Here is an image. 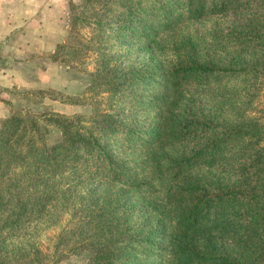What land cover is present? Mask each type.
<instances>
[{"label": "trees", "instance_id": "trees-1", "mask_svg": "<svg viewBox=\"0 0 264 264\" xmlns=\"http://www.w3.org/2000/svg\"><path fill=\"white\" fill-rule=\"evenodd\" d=\"M69 12L50 55L88 74L62 101L93 111L33 109L45 86L0 97V264H264V0Z\"/></svg>", "mask_w": 264, "mask_h": 264}, {"label": "rangeland", "instance_id": "rangeland-1", "mask_svg": "<svg viewBox=\"0 0 264 264\" xmlns=\"http://www.w3.org/2000/svg\"><path fill=\"white\" fill-rule=\"evenodd\" d=\"M36 3L38 9L34 13L35 15L32 14L31 16L38 15V18L40 17L38 24L37 20H32L29 17L30 15L25 10L24 12L22 11L18 18H15L14 14L11 15V12L9 11L10 26L15 25L17 22L18 24L23 25V27H26V25L31 23L32 27H36L41 31L35 36L38 37L39 42H42V44L41 48L38 50L24 51L25 63L21 67L22 72L19 71L17 76L12 74V76L8 77V80L9 82L14 80L16 87L20 89L22 87L45 86L53 88L59 94L57 99H50L46 97L40 103L32 105L31 107L33 109H42L44 105H49L52 109L64 114L80 112L88 115L93 111V107L90 104L78 105L62 101L64 96H78L82 93L84 87L89 82L88 74L75 70L58 59L54 61L50 55L54 50H56V44L65 40L68 36L69 32L67 22L70 15L69 0H37ZM18 5L21 8L22 5L20 2H18ZM10 7L12 6L10 5ZM81 30L85 35H89L91 33V29L88 27L82 28ZM31 38L34 39L33 36H31ZM71 43L72 39L70 38L67 44ZM71 54L72 49L70 46L62 47L57 53L58 57L60 55ZM85 61L83 69L91 70L94 65V58L88 57ZM15 91L16 90L12 88L4 91L3 98L13 99ZM85 94H87L91 99H100L101 97L89 92ZM100 100L101 101L99 102H101V107H105V104H107L108 101H102L103 99ZM5 105L7 106L6 103ZM261 106H264V86L257 97L256 103V107ZM2 118L3 117L0 116V120ZM57 137L58 131L52 127L47 138L48 142H53ZM51 232H53V230L50 231V233ZM41 244L42 246H46L47 241L44 239ZM85 258V255L71 254L65 260H62L60 264H82L85 261Z\"/></svg>", "mask_w": 264, "mask_h": 264}, {"label": "crops", "instance_id": "crops-1", "mask_svg": "<svg viewBox=\"0 0 264 264\" xmlns=\"http://www.w3.org/2000/svg\"><path fill=\"white\" fill-rule=\"evenodd\" d=\"M18 2L21 3V8ZM36 2L37 0H0V97L2 98L4 91L10 88L16 91L20 90V88L16 87L14 80L9 82L8 77L12 76V74L17 76L19 71L22 72L21 67L25 63L24 51L38 50L42 44V42H39L38 37L35 36L41 31L36 27H32L31 23L26 25V27L17 22L15 25L10 26L9 11L11 15L14 14L15 18H18L22 11L24 12L25 10L32 20H37L38 24L40 17L38 18V15L31 16L38 9ZM1 100L0 116L4 117L9 110L5 103L2 102L3 100Z\"/></svg>", "mask_w": 264, "mask_h": 264}]
</instances>
